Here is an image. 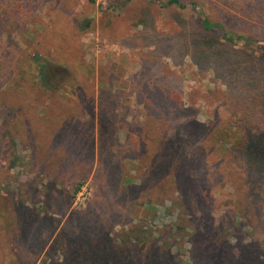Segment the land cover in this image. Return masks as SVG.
<instances>
[{
  "label": "rangeland",
  "instance_id": "1",
  "mask_svg": "<svg viewBox=\"0 0 264 264\" xmlns=\"http://www.w3.org/2000/svg\"><path fill=\"white\" fill-rule=\"evenodd\" d=\"M1 1L7 6L8 0ZM165 1L127 0L119 6L116 0H22L23 13L1 19L0 55L9 49L14 60L12 77L0 84V260L5 264L60 260L66 235H93L102 225L115 231L143 224L157 231L177 223L204 231L234 216L243 224L244 242L264 245V204L250 219L237 214L225 162L204 156L200 137L186 129L192 122L230 116L223 80L197 65L187 41L197 6L209 19L257 38L264 36V18L240 10L242 2L253 7L254 0H179L183 7ZM83 18L90 27L80 31ZM205 38L215 43L211 35ZM34 53L49 60L61 90L35 83ZM134 86L161 104L168 102L163 93L181 96L164 133L174 145L181 143L191 161L188 208L174 201L176 194L162 197L141 179L146 158L138 150L146 147L148 135L137 103L148 95H136ZM104 99L112 119L99 117ZM155 108L153 116L159 114ZM24 207L32 216L21 218ZM185 241L178 231L171 250L187 261Z\"/></svg>",
  "mask_w": 264,
  "mask_h": 264
},
{
  "label": "trees",
  "instance_id": "2",
  "mask_svg": "<svg viewBox=\"0 0 264 264\" xmlns=\"http://www.w3.org/2000/svg\"><path fill=\"white\" fill-rule=\"evenodd\" d=\"M126 1L116 0V4L124 6ZM1 2L0 21L24 11L22 0H8L7 6ZM254 2L253 7L242 2L240 10H249L253 17L264 18V0ZM172 3L184 6L179 0H166L164 5ZM78 25V30L85 31L90 27L89 19L83 18ZM209 35L215 43L205 41ZM187 37L190 48L194 49L192 56L198 57L197 65L210 69L216 79L223 80L230 116L225 120L211 117L202 124L192 122L186 129L200 137L204 156H210L214 162H225L239 205L235 212L250 219L252 211L260 210L264 204V36L257 38L249 32L239 34L226 28L223 20H211L203 15L198 5L196 25L190 26ZM182 47L186 49V42ZM32 60L37 63L35 83L46 90L64 87L60 77L56 79L54 72L48 69L50 62L44 55L34 53ZM13 64L12 52L7 49L4 56L0 55V84L12 77ZM134 91L136 95H142L141 91L148 95L137 103L143 106L148 135L146 147L138 150V155L146 158L142 163L141 179L158 188L162 197L176 194L174 201L179 200L188 208L193 193L189 174L191 161L181 143L174 145L164 133L166 125L171 124L168 117L181 105V96L163 93L167 94L165 100H173L174 105L169 102L172 109L168 102L161 104L160 98L153 102L155 98L141 88L138 90L134 86ZM99 97L102 101L103 96ZM153 105L159 113L157 116L151 113ZM111 111V104L105 99L98 106L100 118L112 119ZM80 139L78 137L76 142ZM77 188L78 185L73 192ZM19 213L21 218L32 216L28 207L21 208ZM242 225L234 216L204 231L199 228H188V231L185 224L179 226L177 223L162 226L157 231L143 224L115 231L102 225L93 235H66L61 243V259L43 258L39 264H264V245L257 241L244 242L239 234ZM260 230L264 233V221ZM178 231L186 236L187 261L180 257L178 250H171ZM0 264L5 262L0 260Z\"/></svg>",
  "mask_w": 264,
  "mask_h": 264
}]
</instances>
